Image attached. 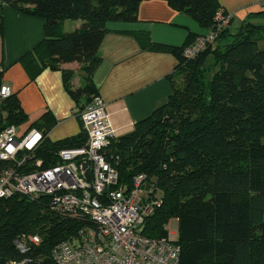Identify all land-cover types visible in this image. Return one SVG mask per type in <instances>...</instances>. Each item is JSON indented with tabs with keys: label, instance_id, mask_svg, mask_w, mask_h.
Masks as SVG:
<instances>
[{
	"label": "trees",
	"instance_id": "16d2710c",
	"mask_svg": "<svg viewBox=\"0 0 264 264\" xmlns=\"http://www.w3.org/2000/svg\"><path fill=\"white\" fill-rule=\"evenodd\" d=\"M141 1L0 0V7L44 18V39L19 59L26 63L36 58L40 69H59L67 93L77 103L85 98L76 107L80 112L98 96L92 76L101 62L97 50L106 23L137 20ZM165 1L200 26L216 27V0ZM68 19L81 24L63 31ZM260 29L264 24L248 21L235 33L220 28L193 58L182 55L185 46L170 47L178 63L169 75L172 91L166 102L129 132L113 137L105 150L118 171L119 185L128 189L141 173L154 183L153 197L160 203L146 217L142 233L167 237L165 225L177 222L176 238L170 240L179 248V264H264V49L256 39ZM136 36L144 47H164L146 35ZM209 56L212 63L207 66ZM66 62L79 63V86L72 85L74 71L60 67ZM212 66L217 70L210 76ZM24 119L11 92L0 103V130ZM52 121L46 114L36 121L43 134L36 157L47 165L58 162V149L82 146L87 139L82 130L50 142ZM48 202L47 196L0 198V264L22 257L29 259L26 264H54L53 246L75 234L81 222L54 213ZM23 232L40 238L26 254L13 243Z\"/></svg>",
	"mask_w": 264,
	"mask_h": 264
},
{
	"label": "crops",
	"instance_id": "0c3cea01",
	"mask_svg": "<svg viewBox=\"0 0 264 264\" xmlns=\"http://www.w3.org/2000/svg\"><path fill=\"white\" fill-rule=\"evenodd\" d=\"M216 5L218 10L230 15L226 27L231 33L237 32L245 21L264 24V0H216ZM66 22H63V31L73 30L81 24V20H74L69 25ZM0 23L2 86H8L16 94L25 117L23 122L14 125L17 135L21 136L31 128L41 131V125L36 121L44 114L54 121L47 132L50 142L85 131L80 118L73 114L85 98L77 103L67 93L60 70L47 66L40 69L36 58L26 63L19 59L44 39V18L25 15L2 5ZM106 28L97 50L101 62L92 78L111 126L116 135H121L166 102L172 91L169 75L175 73L178 63L170 47L192 45L200 37L209 35L211 29L200 26L165 0H142L138 5L137 20L108 21ZM136 34L146 35L150 42L164 47H144ZM256 39L258 47L264 49L263 29L257 31ZM60 67L74 71L73 86L82 83L79 63H60Z\"/></svg>",
	"mask_w": 264,
	"mask_h": 264
},
{
	"label": "built area",
	"instance_id": "2783aa9c",
	"mask_svg": "<svg viewBox=\"0 0 264 264\" xmlns=\"http://www.w3.org/2000/svg\"><path fill=\"white\" fill-rule=\"evenodd\" d=\"M216 27L209 35L183 48L185 58L203 51L220 28L229 24L230 15L219 9ZM8 86L0 88V103L9 96ZM86 131L85 144L56 151L58 162L47 165L36 157L43 134L31 128L18 136L14 125L0 130V198L15 194L31 199L48 197L54 213L81 222L77 232L60 240L51 250L54 264H179V248L167 237L143 235L145 219L160 199L153 197L155 185L144 173L132 178L125 189L118 183V171L105 150L116 136L105 104L99 96L78 112ZM37 234L19 233L13 240L20 254L37 245ZM27 257L8 264H26Z\"/></svg>",
	"mask_w": 264,
	"mask_h": 264
},
{
	"label": "rangeland",
	"instance_id": "374dc122",
	"mask_svg": "<svg viewBox=\"0 0 264 264\" xmlns=\"http://www.w3.org/2000/svg\"><path fill=\"white\" fill-rule=\"evenodd\" d=\"M68 22V25L70 23H73L72 21L74 20H67ZM235 31V30H234ZM234 33V32H233ZM212 62H211V57L209 56L207 59H206V65H210ZM217 70V66H212L211 69H210V76L213 75V73ZM169 229H170V232L173 234V236H171L172 238H176V235H177V222H175L174 220H171L169 221Z\"/></svg>",
	"mask_w": 264,
	"mask_h": 264
}]
</instances>
